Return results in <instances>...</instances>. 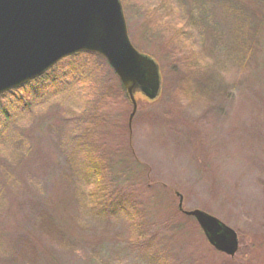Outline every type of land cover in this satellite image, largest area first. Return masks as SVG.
I'll list each match as a JSON object with an SVG mask.
<instances>
[{"label": "rangeland", "instance_id": "rangeland-1", "mask_svg": "<svg viewBox=\"0 0 264 264\" xmlns=\"http://www.w3.org/2000/svg\"><path fill=\"white\" fill-rule=\"evenodd\" d=\"M140 1L121 0L129 37L157 59L163 87L153 102L136 94L131 126L120 77L90 52L59 66L61 90L30 115H0V264H264V0ZM191 13L202 17L191 21ZM73 64L91 78L74 88ZM212 64L217 85L202 73ZM100 90L98 121L83 133L73 102L99 101ZM75 132L91 138L92 150L73 151ZM89 154L105 165L90 169ZM108 188L112 209L93 206ZM177 193L185 210L236 230L234 256L208 242Z\"/></svg>", "mask_w": 264, "mask_h": 264}, {"label": "water", "instance_id": "water-1", "mask_svg": "<svg viewBox=\"0 0 264 264\" xmlns=\"http://www.w3.org/2000/svg\"><path fill=\"white\" fill-rule=\"evenodd\" d=\"M104 56L120 77L133 104L136 94L156 100L162 92L160 65L131 42L121 0H0V94L43 75L61 59L78 52ZM196 218L208 242L234 256L235 229L201 209L185 210Z\"/></svg>", "mask_w": 264, "mask_h": 264}, {"label": "trees", "instance_id": "trees-1", "mask_svg": "<svg viewBox=\"0 0 264 264\" xmlns=\"http://www.w3.org/2000/svg\"><path fill=\"white\" fill-rule=\"evenodd\" d=\"M183 1L186 2V4H187V0H183ZM197 1H199L201 4H202V1L205 3H208V4H210V7L217 5V4H221V6L226 7L229 4V0H197ZM203 5H206V4L203 3ZM231 7H233V6H231ZM202 13L205 15L204 12H202ZM243 13H244V11H243ZM190 15H191V17H189V18L191 19V21H196V19L202 17V16L197 17V15L193 14V13H191ZM242 15H243L242 18H248L245 16V14H242ZM242 41H243L242 47L244 48V38L242 39ZM249 47L250 46H247V48H249ZM77 59H78V56L67 57L64 60L60 61L57 66L50 69L49 72L45 73L44 76L37 78L33 81H30L27 84L19 87L18 89H15V90L6 92L4 94H1L0 99L3 98L4 100H8V103H12V106L0 104V115H2L3 120H5V121L12 120L13 121V119H10V117L13 115L12 112L10 113L11 110L13 112L16 111V113H21L16 119H20L21 117H25V116L27 117V115L31 114V110H33L35 108V106L39 105L40 102L46 101L47 100L46 98L50 97L51 94L61 90L60 86L63 85V77L65 75L63 76V72L57 71L60 68L59 66L62 64H65V62H67V64L75 63V61ZM198 63H199V61H198ZM69 70H70V74L74 76L73 77V83H72L73 88L77 82L84 81V80L89 81L91 79V78H86V77L80 76V74L83 73L84 70L86 71L85 68H80L77 65L75 66L73 64L72 68H70ZM203 72H205V73H203ZM207 72H208V75L211 74V76H209V77H211V81L207 84L208 85H217L220 82L221 74L217 70L216 64L204 66L202 73L205 75V74H207ZM88 73H90V72H88ZM76 79H77V81H76V83H74V81ZM208 85H207V87H208ZM73 90L76 91V89H73ZM103 93H106V91L100 90V94H102L101 95L102 98L101 99L99 98V101L96 98L93 101V97L85 96V97L80 98L79 101L73 102V104L80 103V106H81L79 109L76 107H75V109H73L74 110L73 112H75V113L81 112L82 116H83V117H81L83 119L79 120L82 123L75 125V128H77V127L79 128V131L85 133V131H87L89 128L92 127V124L94 123V121L96 119L98 121V118L95 116L99 117V115H95V111L98 109V102L105 99V96L103 95ZM24 98H26V99H24ZM92 102H93V104H91ZM90 104L92 106H90ZM13 132L14 131H10V134H12ZM87 137L88 136H86L85 134H82L80 132L74 133V139L72 140V141L75 140V143L73 144V147H72L74 152L79 151L80 154H82V152L87 153V150H85L84 146L89 147L92 150V148H93L92 146H94V144L91 142V138L90 137L87 138ZM23 145H24L25 150H30L31 146L29 145V141L27 138L24 139ZM88 152H91V151H88ZM70 154H71V156L69 158L71 160L72 166H75L74 165L75 164L74 159H73L74 156H72L73 154L71 152H70ZM84 160H85V163H88L87 166H89L90 169L92 168V165H94V166L102 165V164L105 165V163H106L104 158H102V157L96 158L95 155H93V154H89L88 156H86L84 158ZM76 167H77V165H76ZM95 168H96V170L98 169L97 167H95ZM88 170H85V172ZM94 170L95 169L91 170V171H93L92 173H96ZM106 187H108V184L106 185ZM108 190H109V188H108ZM109 192H110V190H109ZM96 195H97L96 199L94 197V200H92L93 206L100 205V206L105 207L106 203L109 204L112 202V200H114V201L116 200L114 192L109 194L110 197H108V194L103 193V191H101L99 193L96 192ZM107 208L112 209L110 204Z\"/></svg>", "mask_w": 264, "mask_h": 264}]
</instances>
